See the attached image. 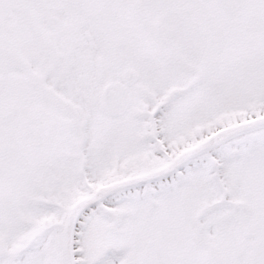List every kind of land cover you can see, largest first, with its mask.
Returning a JSON list of instances; mask_svg holds the SVG:
<instances>
[{"label": "snow or ice", "instance_id": "1", "mask_svg": "<svg viewBox=\"0 0 264 264\" xmlns=\"http://www.w3.org/2000/svg\"><path fill=\"white\" fill-rule=\"evenodd\" d=\"M0 264H264V0H0Z\"/></svg>", "mask_w": 264, "mask_h": 264}]
</instances>
